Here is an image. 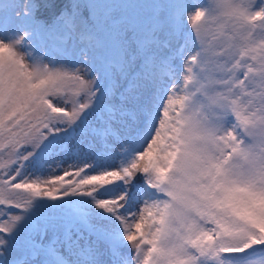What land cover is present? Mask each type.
I'll return each mask as SVG.
<instances>
[{
    "label": "snow or ice",
    "instance_id": "snow-or-ice-1",
    "mask_svg": "<svg viewBox=\"0 0 264 264\" xmlns=\"http://www.w3.org/2000/svg\"><path fill=\"white\" fill-rule=\"evenodd\" d=\"M90 3L73 0L52 24L37 0L0 5V264H264V150L232 115L209 133L210 183L149 203L199 95V5L157 6L124 40L101 32ZM75 44L82 62L70 65ZM253 57L264 46L234 69L245 93ZM204 71L230 74L210 60ZM42 201L52 208L36 219Z\"/></svg>",
    "mask_w": 264,
    "mask_h": 264
},
{
    "label": "clouds",
    "instance_id": "clouds-1",
    "mask_svg": "<svg viewBox=\"0 0 264 264\" xmlns=\"http://www.w3.org/2000/svg\"><path fill=\"white\" fill-rule=\"evenodd\" d=\"M195 12H200L205 29L201 40L205 61L201 64L197 59L192 70L193 74L197 68L203 72L197 77L199 95L190 110L177 159L159 180L158 195L150 204L167 206L178 187L195 192L210 183L209 133L222 129L226 115L239 124L246 146L264 150V57H253L255 63L246 75L247 93L234 71L251 50L264 46V5L257 7L254 0H201ZM209 60L217 73L230 74L204 71Z\"/></svg>",
    "mask_w": 264,
    "mask_h": 264
},
{
    "label": "rangeland",
    "instance_id": "rangeland-1",
    "mask_svg": "<svg viewBox=\"0 0 264 264\" xmlns=\"http://www.w3.org/2000/svg\"><path fill=\"white\" fill-rule=\"evenodd\" d=\"M26 0H0V5L3 4H14L16 10L19 11L22 9L23 4ZM182 3H196L200 5L201 0H181ZM160 3L162 7L168 6L169 8L173 7L175 3L173 0H91V14L95 17L96 20L100 21L101 32L104 34H113L121 39L129 40V37L132 33L135 32L136 28L143 26L146 20L151 16L153 9H155L154 4ZM186 30L190 28V22L185 25ZM193 35L195 33L193 32ZM199 44V41L196 42ZM81 45L75 44L71 53L63 58L66 63L70 65H75L80 63ZM48 51L51 54L52 49L48 47ZM92 56V54H90ZM104 58L103 52H98L94 54V58L90 62L95 66L102 62ZM58 59H61L58 57ZM46 62V61H45ZM182 65L178 61L176 65V70L180 75L182 80ZM109 141L116 145V148H119V143L109 137ZM3 159V157H0ZM70 162V161H69ZM53 166H55L53 164ZM60 169H57L56 174H61ZM35 174L39 175H49L48 169H43L38 171ZM138 183L141 182L139 179ZM85 201H88L90 198H83ZM53 202L42 201L38 206L34 205L35 211L33 215L36 219H42L50 212ZM39 217V218H37ZM259 255L260 253H253ZM53 264H57V261H53Z\"/></svg>",
    "mask_w": 264,
    "mask_h": 264
},
{
    "label": "trees",
    "instance_id": "trees-1",
    "mask_svg": "<svg viewBox=\"0 0 264 264\" xmlns=\"http://www.w3.org/2000/svg\"><path fill=\"white\" fill-rule=\"evenodd\" d=\"M176 2L177 0H173V3ZM72 3L73 0H37L38 7L36 8L35 13L39 20L46 24H50L57 16L70 9L72 7ZM155 5L157 7L161 4L155 3Z\"/></svg>",
    "mask_w": 264,
    "mask_h": 264
}]
</instances>
